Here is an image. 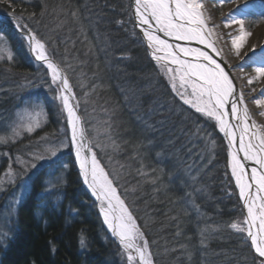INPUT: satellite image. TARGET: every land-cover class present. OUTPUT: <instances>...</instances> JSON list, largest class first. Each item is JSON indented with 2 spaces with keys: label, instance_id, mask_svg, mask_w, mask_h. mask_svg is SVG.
Wrapping results in <instances>:
<instances>
[{
  "label": "trees",
  "instance_id": "1",
  "mask_svg": "<svg viewBox=\"0 0 264 264\" xmlns=\"http://www.w3.org/2000/svg\"><path fill=\"white\" fill-rule=\"evenodd\" d=\"M0 13L15 14L45 42L52 40L48 32H57L52 57L64 69L72 67L64 72L74 93L81 99L80 79L93 89L110 135L108 148L94 147L96 155L143 232L154 264H264L246 230L232 227L245 229V213L226 138L216 121L174 95L135 27L130 0H0ZM256 17L252 13L250 23ZM0 35L13 52L11 60L0 61L1 178L6 159L27 157L59 118L46 101L49 122L41 130L13 143L5 138L16 111L40 96L29 87L40 69L17 31L0 22ZM63 164L69 166L64 172ZM10 165L17 183L0 194V211L12 199L18 203L0 264H127L72 153L31 172ZM61 173L64 182L56 185Z\"/></svg>",
  "mask_w": 264,
  "mask_h": 264
},
{
  "label": "snow or ice",
  "instance_id": "2",
  "mask_svg": "<svg viewBox=\"0 0 264 264\" xmlns=\"http://www.w3.org/2000/svg\"><path fill=\"white\" fill-rule=\"evenodd\" d=\"M219 2L226 3L227 0H219ZM135 4V15L138 18L139 24L141 26L147 25V28L142 27V31L149 42V47H157V50L163 49L166 51L171 62L179 65L177 71L183 73L180 76L181 87H184L185 84H190L192 98H187V96L182 94L181 99H183L185 104L195 108L197 112H203L208 116L215 117L219 123L220 130L225 132L226 136L231 135V132L228 131L230 125L224 119L225 113L222 110L225 107V101L233 92V83L224 68L208 55L207 52L199 49H180V52L185 55H193L196 62L189 63L180 59L178 55L169 51L171 45L151 31L153 28L152 22L154 21L156 31L163 32L165 36L175 37L177 40H195L198 43L205 44L206 47L213 48L214 46L208 39L204 27L205 21L201 11L203 4L198 2V0H135ZM232 23L240 24L241 30H243L244 21L242 19L237 20L235 15H230L225 24L229 26ZM27 39L30 47L36 53V59L44 61L51 70L52 81L55 82L60 78L62 80V90L70 91L67 79L61 77L59 69L45 54V45L36 40L34 35H29ZM243 39L244 37H241V40ZM232 43L237 49L241 46L236 40H233ZM154 58L159 59L158 57ZM201 61H207V63L205 64ZM169 70L171 71V69ZM256 71L260 76H264V67L257 68ZM193 77H195L194 80L192 79ZM175 87L176 85L173 83V88L175 89ZM59 99L63 104L64 110L67 112L68 124L71 127V144L75 148V155L79 161L81 174L84 177V182L91 189L92 194L97 200L101 201V211L104 215L105 223L113 234L119 238L126 250L134 249L139 253L142 264H151L146 256L147 242L144 243L143 248L136 247L134 243L135 239L140 236V233L137 231V226L124 206L123 201L116 195V190L112 186L111 181L108 180L103 170L99 168L94 155L89 160L83 154L85 151L84 135L79 128V118L69 103V97L62 95ZM240 103H243L242 98ZM255 103L258 106L264 104V99H256ZM231 115L237 120L242 119L236 104L232 105ZM247 119L248 112L245 107L242 122H246ZM35 126L37 125L29 122L27 130L32 131ZM244 131H248V127H245ZM252 135L259 139L261 144H264V136H261L259 132H253ZM249 148H251V145L246 148L241 143L240 149L245 152L244 158L255 160L260 165V168L264 169V156L257 158L249 152ZM49 151L51 156H56V148H52ZM34 159L42 161L45 159V156H36ZM31 167L36 168L37 164L33 162ZM232 174L239 187L240 196L244 198V203L248 208L249 219L245 221L248 225L247 235L251 239V244L255 251L260 257H264V196L258 197L262 201L259 205V213L254 212L257 204L250 195L252 185L245 180L243 165L235 154H232ZM251 180L255 182L258 191L264 192V171L258 173L256 168H252ZM105 202L107 208L103 207ZM117 209L119 210V215L116 214ZM257 221L259 222L258 230L253 232L251 229L257 224ZM232 227L237 231L245 230L244 228L237 227L236 224H233ZM128 260H133L131 254L128 255Z\"/></svg>",
  "mask_w": 264,
  "mask_h": 264
},
{
  "label": "rangeland",
  "instance_id": "3",
  "mask_svg": "<svg viewBox=\"0 0 264 264\" xmlns=\"http://www.w3.org/2000/svg\"><path fill=\"white\" fill-rule=\"evenodd\" d=\"M8 4L11 5V3H8ZM238 4L244 5V7L242 8L241 17L239 18V20L242 19L244 21L243 30H242L244 33H246L247 35H252V33H255L256 31L264 29V0H239ZM209 7H212V5L209 4ZM252 13L256 14L257 17L254 19L253 23H250V15ZM0 17H4L5 18L4 22H7L8 25H11L12 27L17 28L18 30H20V28L23 29L25 32H27V30H30L31 34L35 36L36 40L40 41L41 43L45 45L44 50L46 51L50 59L58 63L52 57V53H54L53 49L54 50L57 49V45L53 39L57 32H54V31L48 32L47 38L49 39V35H50L52 40H48L47 42H45L41 38L36 36L35 33L28 27V25L21 18H18L15 14H11V13L1 14L0 13ZM0 22L4 23L3 20L1 19H0ZM134 23H135V27L137 28V30L139 31L140 35L142 36L143 40L146 43L151 60L156 64L160 73H162L165 76V78L168 80V83L170 84V87L174 95L179 99V101H181L186 107H188L192 111L216 121V123L218 124L219 130H220L219 123L215 117L208 116L203 112H197L195 108L184 103L183 99H181L182 94L187 96V98H192L191 96L192 89L190 87V84H185L184 87H181L180 76L183 73L180 71H177L178 68L170 65L166 61L158 63L152 58L149 46L142 32L140 31L138 27V18H137V21L135 20ZM18 33L25 41V37L23 36V33L22 32H18ZM27 46H28L29 57L34 61L35 65H37V67L40 69V72H39L40 74H39L38 79H36V81L31 82L29 84V87L32 93L39 94L40 96L34 98L33 100L25 101L23 106L16 111L13 122H12V127L8 130V136L5 138L8 139V141H10L9 143H13V142H16L22 139L24 135L26 134L32 135L38 130H41L49 122V115H48V110L46 106V101H48L50 105L56 108L57 116L59 118V125L57 126V128L52 134H47L43 136V138L39 142H37L36 148L32 149L31 152L27 154L28 155L27 157H23V156L21 157L15 154L16 155L14 157L15 159L12 160L10 157L6 159L7 165H9V167L8 169L6 168L7 170L4 172L3 176H1L0 178V194L6 193L11 186L14 187L17 183L15 171L14 169H12V166L10 164L12 163L14 165L19 164V166L25 169H29L31 172V171H35L38 168H42L52 163L59 162L65 155L69 153H73L70 134H69L68 127H67V118H66V115L63 109V104L61 100L59 99V97L62 96V89H61L62 80L58 78L55 82H53L51 70L48 68L47 65L36 62L35 59L33 58V53L28 43H27ZM12 57H13V52L8 42L4 39L3 36L0 35V61L11 60ZM167 59H170V58L167 57ZM66 62L69 63L67 60ZM58 65L60 66L63 73H65L64 72L65 69L67 71L73 72L72 67L69 64L68 65L66 64L65 69L59 63ZM223 68L225 70V65ZM169 69H171V71ZM254 69L255 67L251 64L250 72L245 73V76L250 77L253 74ZM46 70L48 71V73ZM226 73L229 75L230 74L229 70ZM79 81H80V85H82V88L80 90H82L83 95H81V99H80V96L77 97L76 94L74 93L73 100L78 107L79 113L81 114V119H82L84 128L86 130L88 140L90 141L91 150L93 151L97 160L99 161L108 180L111 181L112 186L115 188L119 197L125 203L128 213L132 216L133 221L135 222L137 226V231L140 233V236L136 238V241L140 245V247L143 248L144 243L146 242L144 238V234L141 231L140 227L138 226V223L136 219L134 218V216L132 215L128 205L126 204L124 199L120 196L119 189L118 187H116L110 173L108 172L107 169L104 168V166L98 159L96 152H95V149L102 150L104 148H108V143L110 141V135L106 132L104 128V120H103L104 113L99 112L100 108H98L97 104L92 100L93 89L92 88L89 89L87 81L83 79H80ZM83 83H84V86H83ZM173 83L176 85L175 89L173 88ZM259 85L260 84H257L255 88L252 89L253 92L257 91V88L259 87ZM260 99H264V94L260 97ZM29 122H31L34 125H37L33 127L32 131L27 130ZM222 134L225 136L224 132H222ZM226 140L230 147V143L228 139ZM9 143H6V144H9ZM0 144L2 143L0 142ZM62 145H66V146H62ZM52 148L57 149L56 156L54 157L50 155V151H49ZM230 153H231V172H232L231 148H230ZM40 155L45 156V159L42 161L34 159L36 156H40ZM3 157H5V155L3 154V152L0 151V163ZM33 162L37 164L36 168L31 167V164ZM62 168L64 172V170L69 169V166L63 164ZM61 174L62 176L60 177V179L55 181L56 185L57 183L60 184L64 182L63 181L64 173H61ZM234 180L236 183L235 177H234ZM23 185H26V184L24 183ZM236 187L239 191V187L237 183H236ZM53 188H54V183L52 182L51 184L48 185V189L52 190ZM25 190H26V187L23 186V192ZM239 195H240V192H239ZM17 203H18V200L12 199L0 211V250L5 249L8 240L12 237V234L14 231V224H15L14 220L16 216ZM94 204L97 207L96 202ZM242 204H243L244 213H245L244 225H245V230L247 233L248 225L247 223H245V221H247V215H246V209H245V205L243 201H242ZM248 239L251 244V239L249 237ZM114 240L117 241L115 238ZM252 249L254 250L253 246H252ZM254 252L264 262V259H262L256 253L255 250ZM123 253H124V257L126 259L127 264H140L134 259L132 261H129L128 254L124 250H123ZM146 256L149 259V261L152 264H154L152 254L150 250L148 249V246H147Z\"/></svg>",
  "mask_w": 264,
  "mask_h": 264
},
{
  "label": "bare ground",
  "instance_id": "4",
  "mask_svg": "<svg viewBox=\"0 0 264 264\" xmlns=\"http://www.w3.org/2000/svg\"><path fill=\"white\" fill-rule=\"evenodd\" d=\"M238 1L239 0H227L226 3H220L219 0H198V2H201L203 4L201 11L203 13V18L205 21L204 27L208 35V39L212 42L214 46L213 48L206 47L205 44L198 43L195 40H177L175 37L165 36L163 32L156 31L154 21L152 22L153 28L151 29V31L154 34L158 35L160 39L166 41L169 45H171L169 51H172L174 54L178 55L180 59L187 61L189 63L196 62V59L193 55H185L184 53L180 52V49L181 48L199 49L201 51L207 52L208 55H210L217 63L221 65V67L222 66L224 67L225 65L226 72H228L229 70L230 73L229 78L233 83V92L230 95V97L225 101V107L222 110L225 113L224 119L230 125L228 131L231 132V135H227V139L230 143L232 154H235L237 159L243 165L245 180L252 185L250 189V195L256 201L257 204V207L254 209V212L259 213L260 211L259 205L260 203H262V201H260L258 197L264 196V192L258 191L255 182L251 180V169L256 168L258 173L264 171V169H261L260 165L257 164L255 160L245 159L244 158L245 152L240 149V145L241 143H243L246 148H248V146L251 145V148H249L248 150L251 154H254L257 158H259L260 156H264V144H261L259 139H257L252 135L253 132H259L261 136H264V104L258 106L255 103V100L260 99V97L264 94V76H260L259 73L256 71L257 68L264 67V29L256 31L255 33H252V35H247L241 30V26L238 23H232L231 25L226 26L225 21L228 20L230 15H235L237 20H239V18L241 17L242 8L244 7V5L238 4ZM209 4L212 5V7H209ZM135 11H136V4H135ZM0 19L3 20L4 22L5 18L0 17ZM138 27L144 36L142 27L147 28V25L141 26L138 21ZM20 30L23 33V36L25 37V41L29 44L27 37L31 34L25 32L21 28ZM241 37H244V39L241 40ZM144 38L149 46V42L147 38L145 36ZM233 40H236L237 43L241 45L239 49L234 47L232 43ZM30 48L34 57L36 58V53L32 50V47ZM149 49L152 58L155 61H157L158 63L166 61L170 65L175 66L176 68L179 69V65L172 63L170 59H167L168 56L166 51H164L163 49L157 50V47H149ZM45 54L47 55L46 51ZM154 57H158L159 59H156ZM48 59L51 61L49 56ZM37 61L47 65L44 61L41 60H37ZM201 62L205 64L207 63V61H201ZM251 64L255 67V69L250 77H246L245 73L250 72ZM192 79L194 80L195 77H193ZM257 84L260 85L257 88V91L253 92L252 89H254ZM69 89L70 91L62 90V95H67L69 97V103L73 107L76 116L79 118V128L83 132L82 119L80 118L76 108H74L70 86ZM241 98L243 101L242 104L240 103ZM233 104L237 105V108L239 109L240 115L242 117L241 120H237L233 118V116L231 115V109ZM245 107L247 108L248 119L246 122H242L243 111ZM64 112L67 118L66 110H64ZM67 127L71 139V127L68 124V119H67ZM245 127H248V131H244ZM84 141H85V151L83 154L86 155L89 158V160H91L92 156L93 155L95 156V154L93 153L91 148L87 146L85 136H84ZM72 148H73V156H74L77 172L81 178L82 184L87 189L90 196L96 202V205L99 208L101 218L103 220L104 226L106 227L107 231L111 234L113 238L117 240L118 244L128 255L131 254L134 260L142 264L139 253H137L134 249L126 250L123 244L121 243V241L119 240V238L115 236L113 232L108 228V225L105 223L104 220V215L101 211L102 208L101 201L96 199V197L92 194L91 189L88 187V184L84 182V177L81 174L79 161L77 160L75 155V148L73 146ZM95 159L97 164L99 165V168L102 169L96 156ZM89 167H91V165H89ZM116 195L119 197L117 191H116ZM119 199L122 201L120 197ZM242 201L244 202V198H242ZM124 206L126 207L125 203ZM103 207L107 208L106 202L103 204ZM245 209L248 220L249 219L248 208L246 205H245ZM116 214L119 215L118 209ZM258 224L259 222L257 221V224L253 226V228L251 229L253 232H256L258 230ZM134 243L136 247H140L136 239ZM261 258L264 259V257Z\"/></svg>",
  "mask_w": 264,
  "mask_h": 264
},
{
  "label": "water",
  "instance_id": "5",
  "mask_svg": "<svg viewBox=\"0 0 264 264\" xmlns=\"http://www.w3.org/2000/svg\"><path fill=\"white\" fill-rule=\"evenodd\" d=\"M131 3H132V10H133V15H134V19L137 21V17H136V15H135V0H131ZM13 29H15V30H17L18 32H20V30H18L17 28H14L13 27ZM27 32L29 33V30H27ZM34 57V56H33ZM34 59L37 61V59L34 57ZM55 65H56V67L59 69V71H60V74H61V77H63L64 79H67L66 78V75L63 73V71L61 70V68H60V66L58 65V63H56L54 60H51ZM38 62V61H37ZM71 96H72V93H71ZM73 105H74V108H76V110H77V107H76V105L73 103ZM80 116V115H79ZM83 131H84V129H83ZM225 137L227 138V136L225 135ZM87 146L89 147V148H91V146H90V142H88L87 141ZM86 189V188H85ZM87 190V189H86ZM88 192V191H87ZM89 193V192H88ZM92 198V197H91ZM93 199V198H92ZM94 200V199H93ZM97 210H98V212H99V208L97 207ZM99 214H100V212H99ZM100 217H101V215H100ZM117 242V241H116ZM118 244V243H117ZM119 245V244H118ZM120 246V245H119Z\"/></svg>",
  "mask_w": 264,
  "mask_h": 264
}]
</instances>
